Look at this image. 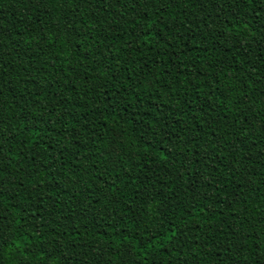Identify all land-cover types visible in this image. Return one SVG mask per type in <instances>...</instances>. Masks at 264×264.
Returning <instances> with one entry per match:
<instances>
[{
  "label": "trees",
  "instance_id": "1",
  "mask_svg": "<svg viewBox=\"0 0 264 264\" xmlns=\"http://www.w3.org/2000/svg\"><path fill=\"white\" fill-rule=\"evenodd\" d=\"M160 7L93 0L69 22L51 0H0V166L19 185L0 199V226L15 234L0 264H122L109 248L157 211L200 244L144 250L139 264H217L234 226L264 227L260 21L235 5ZM153 21L156 38L136 43Z\"/></svg>",
  "mask_w": 264,
  "mask_h": 264
},
{
  "label": "snow or ice",
  "instance_id": "2",
  "mask_svg": "<svg viewBox=\"0 0 264 264\" xmlns=\"http://www.w3.org/2000/svg\"><path fill=\"white\" fill-rule=\"evenodd\" d=\"M33 7L37 4H47L49 0H31ZM53 3L60 4L62 9L65 11L66 19L71 22V20L78 14H81V8L88 6L91 7L93 4V0H51ZM113 2V0H100L101 4H108ZM116 3H122L123 0H115ZM137 6L142 3H152L153 5H160V9L157 13L158 16L162 14L163 11L167 9V7L173 3H182L184 0H134ZM200 3L212 5L215 4L220 9V14H223L225 9L231 5L242 6L245 7L246 10L255 13L252 17L253 20L260 21V31L261 36L257 37V42L261 45V51H264V0H198ZM107 11V9H105ZM229 17L235 21L238 19L237 12L234 10L232 13H229ZM82 18V14H81ZM156 22L153 21L147 28H142L140 35L136 37V43H140V37H147L150 39H155L154 28L153 25ZM236 26L235 24L233 25ZM2 27L0 26V38L3 37L4 33L2 31ZM241 29L247 28V21L240 22ZM229 32L232 31L231 28L228 29ZM255 33V29L249 30L248 35L252 37ZM147 42V41H145ZM3 45H0L2 47ZM243 46V45H241ZM141 48L144 47L143 44L140 45ZM11 90V89H10ZM4 95L3 90L0 89V98ZM43 96V93H40ZM243 95V94H241ZM240 103H246V100L239 101ZM18 103V101H17ZM3 114V105L0 102V117ZM41 115H46V112L41 113ZM32 123L31 118H28V124ZM7 125V120L0 118V140H3V129ZM28 125L25 124V127ZM255 135V132L252 133ZM243 143V141H241ZM3 145L0 143V162L5 159V155L2 151ZM261 153L264 154V149L261 150ZM10 155V154H9ZM199 159V157L197 158ZM203 159L210 160L211 155L209 153H204ZM194 164L190 162L187 172L191 177L193 175L192 168ZM202 184L211 185V181L208 178H204L200 181ZM193 184H196V181H193ZM9 185H13L16 188H19V185L16 184V181L12 178L11 175L5 174V169L0 166V199H2L5 193L8 191ZM42 186V185H41ZM244 186H241V192L243 191ZM153 203L155 201L153 200ZM239 203V201H236ZM200 209V204L198 201H193L188 208L189 215L192 214L193 210ZM174 211V209H173ZM154 219L151 220V223L144 222V218L141 215L139 220L137 221V225L144 222L145 226L143 229L139 227H133V231L130 236H126L124 240L121 242L124 247H121L118 251L116 247L109 248V251L116 254L117 256L123 255L128 259H124L122 264H129V259L132 260V264H139V260L136 259L137 253H143L144 250L151 252L153 249L163 250L167 248L169 252L177 251L180 252L181 255L184 254V250L187 249L191 251V246L193 244L199 245L200 238L196 236L195 239H190L188 236V232L180 229L178 225L172 223L171 216H166L162 219L159 212L150 214ZM251 228L253 231L246 232V234H241L240 231L237 230V227L234 226L231 233L229 234L231 238V243H225L224 241H219L217 243V255L223 256L224 251L228 253L224 259L217 260V264H264V237L261 236V232H264V227L260 228L259 231H256L257 224L252 223ZM151 228V231H149ZM191 231V229H189ZM198 231H203L202 228L198 229ZM118 234V233H117ZM14 233L9 234L5 231V229L0 226V251H2L3 247L9 243V241L13 240ZM210 237H205V239H209ZM166 241V243H165ZM252 243L251 254H249L248 243ZM63 248V245H61ZM52 256L49 255V260H51ZM64 264H77L75 256H67L65 255ZM144 264H147V260H144ZM187 264V262H185Z\"/></svg>",
  "mask_w": 264,
  "mask_h": 264
}]
</instances>
